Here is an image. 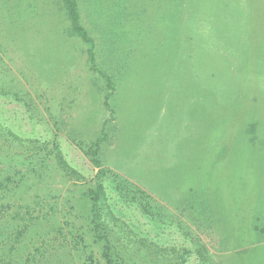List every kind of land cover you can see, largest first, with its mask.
<instances>
[{
    "label": "rangeland",
    "instance_id": "obj_1",
    "mask_svg": "<svg viewBox=\"0 0 264 264\" xmlns=\"http://www.w3.org/2000/svg\"><path fill=\"white\" fill-rule=\"evenodd\" d=\"M76 1L94 70L62 0H0V264H105L102 131L113 264H264V0Z\"/></svg>",
    "mask_w": 264,
    "mask_h": 264
},
{
    "label": "trees",
    "instance_id": "obj_2",
    "mask_svg": "<svg viewBox=\"0 0 264 264\" xmlns=\"http://www.w3.org/2000/svg\"><path fill=\"white\" fill-rule=\"evenodd\" d=\"M63 8L65 10L67 19L70 23L69 34L71 36H76L82 42L89 45V49L87 51L88 62L94 70L95 68V59L93 53V39L88 35L86 29L83 27L80 21V13L78 10V3L76 0H62ZM108 86L112 87L111 81L107 78ZM109 95L105 97L104 106L112 112L108 104ZM106 134L101 133V137L97 138L88 148L81 149L82 153L88 158L91 165L97 169L96 179L97 182L95 185L90 188L85 196L89 202V209L91 214V224L93 226V231L95 234V238L103 243V253L102 258L105 260V264H113V251H115V244H113L110 238L109 226L115 225L117 226L119 220L113 214L110 204L108 202V196L106 192V187L101 181L103 177H105V170L102 168L100 159H99V150L101 144L105 141ZM19 140V139H17ZM56 162L59 169L62 173L69 178H72L76 181H81L84 177L77 172L75 169L70 167L68 163L65 161L61 153L58 151L56 155ZM116 185L113 190L115 194L118 196L120 200L123 202L129 203H137L140 206V209L144 214L149 215L148 205L151 197L146 194L144 191L136 188L133 184L129 183L126 180L116 181ZM141 195L138 197V195ZM146 200L144 203L141 200Z\"/></svg>",
    "mask_w": 264,
    "mask_h": 264
}]
</instances>
